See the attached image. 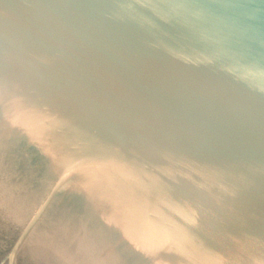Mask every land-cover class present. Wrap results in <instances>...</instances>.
Returning a JSON list of instances; mask_svg holds the SVG:
<instances>
[{
    "label": "water",
    "instance_id": "water-1",
    "mask_svg": "<svg viewBox=\"0 0 264 264\" xmlns=\"http://www.w3.org/2000/svg\"><path fill=\"white\" fill-rule=\"evenodd\" d=\"M0 198V264H264V0H0Z\"/></svg>",
    "mask_w": 264,
    "mask_h": 264
},
{
    "label": "rangeland",
    "instance_id": "rangeland-1",
    "mask_svg": "<svg viewBox=\"0 0 264 264\" xmlns=\"http://www.w3.org/2000/svg\"><path fill=\"white\" fill-rule=\"evenodd\" d=\"M0 202L3 203H0V258H3L22 229V218L18 211L14 213L7 208L2 199ZM33 237L35 240L28 241L20 251L17 264H77L72 261L74 255H69L62 246L65 244L48 232Z\"/></svg>",
    "mask_w": 264,
    "mask_h": 264
}]
</instances>
